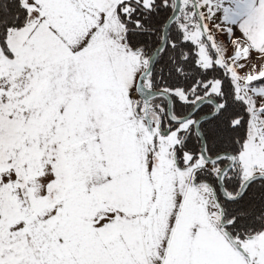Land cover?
<instances>
[{
  "label": "snow or ice",
  "instance_id": "snow-or-ice-1",
  "mask_svg": "<svg viewBox=\"0 0 264 264\" xmlns=\"http://www.w3.org/2000/svg\"><path fill=\"white\" fill-rule=\"evenodd\" d=\"M0 264H264V0H0Z\"/></svg>",
  "mask_w": 264,
  "mask_h": 264
}]
</instances>
